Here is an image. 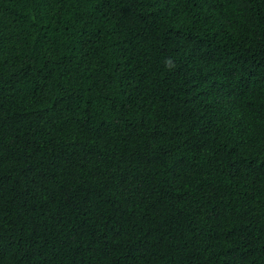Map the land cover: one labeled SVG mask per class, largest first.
<instances>
[{
    "label": "trees",
    "instance_id": "1",
    "mask_svg": "<svg viewBox=\"0 0 264 264\" xmlns=\"http://www.w3.org/2000/svg\"><path fill=\"white\" fill-rule=\"evenodd\" d=\"M0 264H264V0H0Z\"/></svg>",
    "mask_w": 264,
    "mask_h": 264
}]
</instances>
